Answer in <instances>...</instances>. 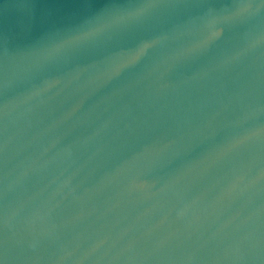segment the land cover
Instances as JSON below:
<instances>
[{"label":"water","instance_id":"water-1","mask_svg":"<svg viewBox=\"0 0 264 264\" xmlns=\"http://www.w3.org/2000/svg\"><path fill=\"white\" fill-rule=\"evenodd\" d=\"M0 264H264V0H0Z\"/></svg>","mask_w":264,"mask_h":264},{"label":"clouds","instance_id":"clouds-1","mask_svg":"<svg viewBox=\"0 0 264 264\" xmlns=\"http://www.w3.org/2000/svg\"><path fill=\"white\" fill-rule=\"evenodd\" d=\"M131 15V14H130ZM124 19L123 16L121 17H117L116 18V22H118L119 20H122ZM100 31V29H92L91 31H88V32H84L82 35H78L76 37H74V41L76 42H80V41H84V40H88L89 38L93 37L96 35V33ZM64 48V44H60V45H57L55 46L51 52L49 53V55H55V54H58L61 52V50Z\"/></svg>","mask_w":264,"mask_h":264}]
</instances>
